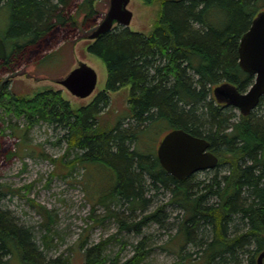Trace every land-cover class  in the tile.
<instances>
[{
    "label": "trees",
    "instance_id": "1",
    "mask_svg": "<svg viewBox=\"0 0 264 264\" xmlns=\"http://www.w3.org/2000/svg\"><path fill=\"white\" fill-rule=\"evenodd\" d=\"M102 1L0 0V36L8 48L0 75L38 62L59 39L69 42L80 27L97 28ZM143 1L160 3L151 34L117 27L89 45V52L107 68L106 87L89 105L74 109L55 90L20 98L8 92L1 77L0 111L25 119L27 130L41 123L63 130L67 153L76 152L70 168L102 170L105 181L108 175L111 185L98 201L120 231L139 235L151 223L165 225L170 218L165 208L176 206L182 215L178 243L174 237L171 244L178 264H258L264 251V114L238 116L236 108L217 101L214 89L230 83L247 92L253 85L254 77L240 64L239 48L253 20L264 12V0ZM127 86L130 117L101 128L100 116L111 105V93ZM176 129L209 141L219 157L217 168L228 169L216 168L205 181H197L196 174L183 180L170 175L160 163L158 148ZM16 156L0 139V161ZM162 190L169 194L168 205L147 213L153 203L149 192ZM9 193L0 180V264L15 259L17 264H67L62 257L47 259L44 254L53 248V211L31 200L45 219L42 248L31 229L3 207ZM149 239L136 244L133 257L121 264H146ZM105 249L104 242L87 249V264H108ZM120 261L117 256L110 264Z\"/></svg>",
    "mask_w": 264,
    "mask_h": 264
},
{
    "label": "rangeland",
    "instance_id": "2",
    "mask_svg": "<svg viewBox=\"0 0 264 264\" xmlns=\"http://www.w3.org/2000/svg\"><path fill=\"white\" fill-rule=\"evenodd\" d=\"M110 2H100L99 23L109 11ZM129 9L134 13L130 28L151 34L160 17V3L149 5L143 0H131ZM94 30H84L80 27L69 38V42L64 41V38L59 39L38 62L23 65L13 74H1L3 83L8 84V92L20 98L32 99L47 90L62 91L63 97L71 102L74 109L89 105L105 89L107 82L106 65L88 49L94 42L89 39ZM80 62L87 63L98 75L96 91L86 99L72 95L59 83ZM130 94L131 86L111 93V105L100 116L101 128L115 127L120 119L130 117ZM233 111L239 116L238 109ZM254 111L264 114V105ZM0 113L3 117L0 118V139L8 149L17 153L11 162L0 161V180L11 189L2 204L12 212L18 223L31 229L41 247V237L46 233L43 226L45 219L38 213L37 208L31 205V200L53 211L56 216L54 232L50 234L53 248L44 253L47 259L62 257L67 264H87L86 250L104 242L105 256L109 257L108 264L117 256L121 264L133 257L135 245L148 237L150 255L146 264H178L179 259L172 249L175 244L172 245L171 241L181 222L178 214L182 215V212L179 208L167 206L165 212L170 218L166 224L151 223L144 228L142 234L120 231L119 224L115 219L107 217L105 206L98 201L100 196L103 197L107 193L103 192V189H106L108 184L111 185L107 182L108 175L105 181L102 170L98 173L82 165L71 169L69 162L74 160L76 152L67 153L68 144L63 138V130H54L46 123L27 130L25 119L6 115L2 110ZM124 122L127 124L132 121ZM25 131L26 138L23 139ZM48 157L57 161L53 162ZM217 169L224 172L228 168L224 166ZM217 169L197 173V181L210 179ZM148 196H152L153 203L147 213L155 211L161 205H168L169 194L163 190L151 191ZM175 240L178 243V238L175 237ZM15 260H9V263L17 264Z\"/></svg>",
    "mask_w": 264,
    "mask_h": 264
},
{
    "label": "water",
    "instance_id": "3",
    "mask_svg": "<svg viewBox=\"0 0 264 264\" xmlns=\"http://www.w3.org/2000/svg\"><path fill=\"white\" fill-rule=\"evenodd\" d=\"M110 8L104 19L89 36L96 41L117 27L130 28L134 13L129 9L131 0H110ZM8 57L5 40L0 36V61ZM239 57L241 66L254 77V83L247 92L239 91L230 83L217 86L214 94L217 101L249 115L257 109L264 97V12L252 22L248 32L242 37ZM59 83L72 95L86 99L97 88L98 75L87 63L78 66ZM158 158L164 169L179 180L199 172L216 169L219 157L211 151V144L205 138L197 137L183 129L169 132L160 142ZM258 264H264V251L260 253Z\"/></svg>",
    "mask_w": 264,
    "mask_h": 264
}]
</instances>
